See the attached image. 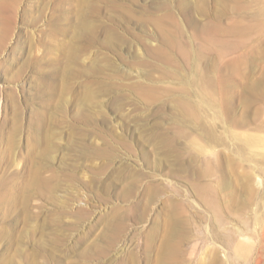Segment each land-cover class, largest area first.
Instances as JSON below:
<instances>
[{"label":"rangeland","instance_id":"rangeland-1","mask_svg":"<svg viewBox=\"0 0 264 264\" xmlns=\"http://www.w3.org/2000/svg\"><path fill=\"white\" fill-rule=\"evenodd\" d=\"M262 245L264 0H0V264Z\"/></svg>","mask_w":264,"mask_h":264},{"label":"bare ground","instance_id":"bare-ground-1","mask_svg":"<svg viewBox=\"0 0 264 264\" xmlns=\"http://www.w3.org/2000/svg\"><path fill=\"white\" fill-rule=\"evenodd\" d=\"M43 124H44V123H43ZM36 130H37V129H36ZM40 135H41V134H40ZM45 136H46V135H45ZM44 139H45V138H44ZM41 140H42V138H40L38 142H42ZM38 144H39V143H38ZM170 225H171L172 227H174V224H173V223H170ZM261 244H263V243H261ZM261 244H260V245H261ZM260 245H258V246H260ZM262 246H264V245H262ZM11 247H12V246H11ZM261 248H262V247H261ZM235 249H236L238 252H242V253H243L245 250H249V249L247 248V246H246L243 242H241V241H239V242H237V243L235 244ZM6 250H7V249H6ZM261 250H262V249H261ZM261 250H260V251H261ZM17 251H18V250H17ZM260 251H259V252H260ZM261 252H262V251H261ZM263 252H264V251H263ZM263 252H262V253H263ZM214 254H215V253H214ZM7 256H8V255H7ZM253 256H254V255H253ZM259 257H260V256L257 257V261H259V259H258ZM212 258H213V257H212ZM3 261H4V260H3Z\"/></svg>","mask_w":264,"mask_h":264}]
</instances>
